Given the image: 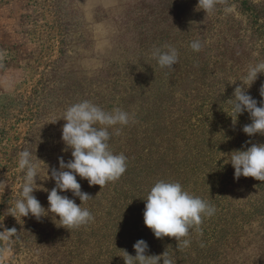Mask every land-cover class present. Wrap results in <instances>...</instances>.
I'll list each match as a JSON object with an SVG mask.
<instances>
[{
	"label": "rangeland",
	"instance_id": "1",
	"mask_svg": "<svg viewBox=\"0 0 264 264\" xmlns=\"http://www.w3.org/2000/svg\"><path fill=\"white\" fill-rule=\"evenodd\" d=\"M197 5L198 0H0V181L6 182L0 187V264H40L34 248H27L35 241L28 233L52 218L7 212L23 184L18 154L32 153L39 188L33 195L47 210L48 191L55 187L51 169H59L60 157L72 159L61 140L64 112L83 100L108 99L111 89H117L121 106L174 94L184 131L182 155L188 152V172L197 167L178 182L186 179L183 189L188 185L186 191L216 209L190 231L188 248L176 246L183 251L180 262L264 264V182L236 180L231 164L224 163L246 142L264 144V136L243 133L249 114L233 125L225 103L241 83L234 80L264 62V0H216L207 14ZM194 41L201 44L199 52L190 47ZM164 45L178 51L174 70L161 69L152 55ZM262 84L264 74H258L247 90L257 106ZM108 218L106 227L124 230L135 222L126 211ZM18 227L25 229L23 240ZM12 228L17 233L6 231Z\"/></svg>",
	"mask_w": 264,
	"mask_h": 264
},
{
	"label": "clouds",
	"instance_id": "2",
	"mask_svg": "<svg viewBox=\"0 0 264 264\" xmlns=\"http://www.w3.org/2000/svg\"><path fill=\"white\" fill-rule=\"evenodd\" d=\"M215 5L216 0H198L197 8L207 14L214 10ZM190 47L194 52H199L201 44L194 41ZM152 55L161 69L174 70L179 59L177 49L171 45L155 48ZM258 74H264V62L250 65L241 79L234 80L233 83H241L235 88L233 97L225 102L230 105L231 115L228 116L233 125L244 112L249 114L251 123L242 129L248 137L264 136V84L259 90L262 98L260 106H257L256 99L247 94ZM62 119L66 122L62 127L61 136L65 145L63 151L71 150L72 159L65 162L63 157H60L59 169H51L50 178L55 182V187L48 191V209L45 210L33 195L34 191L39 190L36 183L38 168L32 153L24 150L18 154V167L23 173L21 192L11 202L7 212L13 217L31 215L37 221L42 217L51 216L56 226L59 224L64 229H77L94 221L90 211L81 207L83 202L93 198L81 191L77 176L87 180L89 186L100 188L122 177L127 170V157L123 153L114 154L110 149V141L112 135H120L123 127L134 117L120 107L104 110L88 100H83L69 106ZM110 129L113 132H110ZM248 143L250 141L246 142V145ZM246 145L240 150H233L224 163L231 164L236 180L240 177H251L264 182V144ZM35 160L40 161L36 156ZM48 173L49 168L47 175ZM0 187L6 188V182L0 181ZM65 192H71L74 197H78L81 204L78 206L74 199L61 195ZM144 201L145 226L152 231L156 239L174 238L177 250L188 248L191 243L187 238L190 231L198 229L202 219L211 217L216 211L209 202L184 190L179 182H156ZM6 231L9 234L17 233L15 228ZM133 248L135 256L122 250L124 264H176L174 257L170 256L167 250L161 255H147L149 247L142 239L136 241Z\"/></svg>",
	"mask_w": 264,
	"mask_h": 264
},
{
	"label": "trees",
	"instance_id": "3",
	"mask_svg": "<svg viewBox=\"0 0 264 264\" xmlns=\"http://www.w3.org/2000/svg\"><path fill=\"white\" fill-rule=\"evenodd\" d=\"M116 91L108 90L109 98L103 97L94 104L104 110L120 107L134 117L121 130L123 136L115 137L113 134L110 141V149L114 154L123 153L127 157V170L119 180L102 188L89 186L87 180L77 176L81 191L93 198L83 202L81 207L90 211L94 221L77 229H64L56 227L51 218L45 221V227H30L32 232L28 236L35 241L27 248H34L40 264H124L122 250L135 256L133 245L141 239L148 244L147 255H161L167 250L176 264H182L177 255L182 257L183 251H176L177 242L174 238L156 239L152 231L140 223V216L145 209L144 200L156 182H178L179 178L196 174L197 167L188 172L192 166L187 160L188 152L182 155L184 151L180 142L184 131L179 124L182 119L177 118L174 111V94L170 91L162 95H151L149 97L152 99H142L141 103L135 99L121 106L116 104ZM135 92L137 95L140 93ZM186 181L180 184L183 186ZM187 187L185 185L184 189ZM62 195L74 199L78 206L81 204L79 198L71 192ZM121 211L130 212V219H135L133 227H126L128 230H124V227H106V221L111 220L108 217ZM137 214H140L139 218L135 216ZM122 215L112 220H120ZM18 229L20 239L23 240L25 229ZM216 233L213 231L210 235L215 236ZM183 264L187 263L184 261ZM188 264L194 263L189 261Z\"/></svg>",
	"mask_w": 264,
	"mask_h": 264
}]
</instances>
